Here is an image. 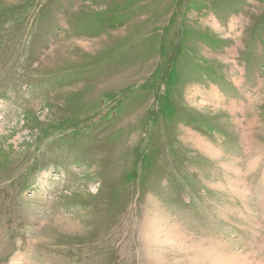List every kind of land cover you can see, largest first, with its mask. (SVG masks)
Here are the masks:
<instances>
[{"label":"rangeland","instance_id":"obj_1","mask_svg":"<svg viewBox=\"0 0 264 264\" xmlns=\"http://www.w3.org/2000/svg\"><path fill=\"white\" fill-rule=\"evenodd\" d=\"M0 264H264V0H0Z\"/></svg>","mask_w":264,"mask_h":264},{"label":"bare ground","instance_id":"obj_2","mask_svg":"<svg viewBox=\"0 0 264 264\" xmlns=\"http://www.w3.org/2000/svg\"><path fill=\"white\" fill-rule=\"evenodd\" d=\"M230 256H232V257L238 259V260L241 261V262H245V259H244L243 257H237V255H236V256H234V255H230ZM227 257H228V256H227ZM227 257H226V258H227ZM226 258H225V260H226Z\"/></svg>","mask_w":264,"mask_h":264}]
</instances>
